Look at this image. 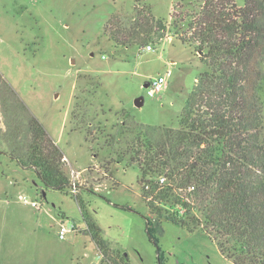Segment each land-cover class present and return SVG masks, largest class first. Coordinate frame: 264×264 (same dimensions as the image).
<instances>
[{
	"label": "rangeland",
	"instance_id": "rangeland-1",
	"mask_svg": "<svg viewBox=\"0 0 264 264\" xmlns=\"http://www.w3.org/2000/svg\"><path fill=\"white\" fill-rule=\"evenodd\" d=\"M203 1L0 0V264H109L88 233L76 196L109 247L128 254L131 264H232L205 234L188 232L151 211L138 167L129 156L115 154L126 151V136L117 137V148L108 147L109 135L132 120L178 127L205 67L200 54L177 39ZM145 7L168 22L166 39L152 45L153 51L116 45L110 35L116 37L134 8L150 11ZM108 22L109 36L104 33ZM168 73L166 89L149 97L144 85ZM141 96L145 103L139 108ZM31 117L71 159L63 170L76 193L72 187L46 188L10 155L15 148L25 154ZM22 195L38 199L42 208L23 204ZM62 221L77 225L64 241L57 236Z\"/></svg>",
	"mask_w": 264,
	"mask_h": 264
},
{
	"label": "trees",
	"instance_id": "trees-1",
	"mask_svg": "<svg viewBox=\"0 0 264 264\" xmlns=\"http://www.w3.org/2000/svg\"><path fill=\"white\" fill-rule=\"evenodd\" d=\"M145 8L150 11L134 8L118 38L110 35L116 45L146 48L166 39L168 22ZM190 17L177 40L202 54L205 69L186 98L178 127L132 120L109 135L108 147L117 148V137L126 136V151L115 154L129 156L138 167L143 199L159 218L205 234L232 264H264V0H204ZM108 28L109 22L106 35ZM28 131L25 154L15 148L10 155L46 188H71L59 145L36 117L29 119ZM76 199L101 258L131 264L128 254L109 247L83 200ZM147 233L157 245L150 227Z\"/></svg>",
	"mask_w": 264,
	"mask_h": 264
},
{
	"label": "built area",
	"instance_id": "built-area-1",
	"mask_svg": "<svg viewBox=\"0 0 264 264\" xmlns=\"http://www.w3.org/2000/svg\"><path fill=\"white\" fill-rule=\"evenodd\" d=\"M146 50L147 51H153L154 49H153L152 45H149L146 47ZM169 76H170V74L168 73L167 76H159L157 78L150 79L147 82L148 88H145L147 90V95L149 97H156L159 94H161L167 87ZM64 160L67 161L66 158ZM72 174L74 176V179L79 178V175H80L79 172L72 170ZM165 182H166L165 177L160 178L161 184H164ZM147 188H149V187L147 186ZM71 191H72V193L77 192L75 183H72ZM19 200L23 204L28 205L34 209H41L42 208V204L38 199L31 200L26 195H22L19 197ZM76 231H77V225L76 224H67V223L62 221L58 224L57 236H58L59 240L64 241L67 239V237L70 234H74V233H76Z\"/></svg>",
	"mask_w": 264,
	"mask_h": 264
},
{
	"label": "water",
	"instance_id": "water-1",
	"mask_svg": "<svg viewBox=\"0 0 264 264\" xmlns=\"http://www.w3.org/2000/svg\"><path fill=\"white\" fill-rule=\"evenodd\" d=\"M202 54H200V56H201ZM144 88H148V83H146L145 85H144ZM144 103H145V99H144V97L143 96H141V97H139V98H137L136 99V106L137 107H142L143 105H144ZM44 196H46L45 194H44Z\"/></svg>",
	"mask_w": 264,
	"mask_h": 264
},
{
	"label": "crops",
	"instance_id": "crops-1",
	"mask_svg": "<svg viewBox=\"0 0 264 264\" xmlns=\"http://www.w3.org/2000/svg\"><path fill=\"white\" fill-rule=\"evenodd\" d=\"M65 158L67 159V163L71 166L72 165L71 159L67 155H65ZM91 159L94 161L95 157L91 156Z\"/></svg>",
	"mask_w": 264,
	"mask_h": 264
}]
</instances>
